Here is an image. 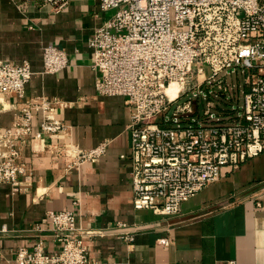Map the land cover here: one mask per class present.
Segmentation results:
<instances>
[{
	"label": "built area",
	"instance_id": "1",
	"mask_svg": "<svg viewBox=\"0 0 264 264\" xmlns=\"http://www.w3.org/2000/svg\"><path fill=\"white\" fill-rule=\"evenodd\" d=\"M44 2L58 14L72 0ZM100 7L112 16L88 43L99 73L97 92L123 97L130 108L133 207L178 215L185 202L221 178L225 167L264 153V0H100ZM68 65L63 49L44 48L43 74H56ZM206 69L210 76L199 81ZM229 69H239L244 77L241 105L230 108L226 123L224 113L215 112L210 103L203 118H197L196 99L205 100L213 91L226 93L224 72ZM33 74L28 61H0V95L23 99ZM173 83L183 86L174 99L167 94ZM56 104L43 97L25 102L11 126L0 128V185L20 190L19 177L29 171L20 162L24 146L70 134L56 118ZM35 112L41 114L36 132ZM107 146L103 142L85 150L71 144L58 153L67 158L69 170H79L83 164L97 163ZM47 218L50 228L38 225L37 230L49 233L59 250L47 253L42 236L31 250L20 247L7 264H100L84 245V237L92 232L78 227L73 209L49 212ZM120 237L134 241L132 234ZM162 243L169 245L167 240Z\"/></svg>",
	"mask_w": 264,
	"mask_h": 264
},
{
	"label": "crops",
	"instance_id": "2",
	"mask_svg": "<svg viewBox=\"0 0 264 264\" xmlns=\"http://www.w3.org/2000/svg\"><path fill=\"white\" fill-rule=\"evenodd\" d=\"M112 16L100 0H72L54 14L44 0L15 3L0 0V61H28L33 76L25 96L0 95V128L11 126L25 102L56 100V118L70 128L67 136L32 141L22 148L20 162L28 173L20 190L0 185V264L30 250L40 238L45 251L59 246L49 233V212L73 209L89 256L100 264H264V153L237 167H225L221 178L182 205L175 216L133 207L130 176V108L125 98L97 92L89 39ZM63 49L67 68L43 74L44 48ZM41 114H33V131ZM106 142L97 163L69 170L58 148L71 144L91 149ZM126 156L127 158H122ZM118 223L126 224L119 228ZM132 234L129 242L120 234ZM163 240L169 241L166 246Z\"/></svg>",
	"mask_w": 264,
	"mask_h": 264
},
{
	"label": "rangeland",
	"instance_id": "3",
	"mask_svg": "<svg viewBox=\"0 0 264 264\" xmlns=\"http://www.w3.org/2000/svg\"><path fill=\"white\" fill-rule=\"evenodd\" d=\"M224 75H226L227 85H228V91L226 93L220 92V91H213L211 95H208V97L204 100V98L201 96L197 98L194 103V105H197V108H193L195 116L197 118H203V111L205 108V105L210 103L214 109L215 112H221L224 113L222 117H224V123L228 122L230 119V108L232 107H239L242 103L243 98V91H244V77L241 75V71L239 69L232 72V69H229L224 72ZM210 76V71L206 69V75L199 76V81L206 80L207 77ZM197 82V81H196ZM195 83V79L191 81V86H193ZM207 93V91H205ZM208 94V93H207ZM192 96V95H190Z\"/></svg>",
	"mask_w": 264,
	"mask_h": 264
},
{
	"label": "bare ground",
	"instance_id": "4",
	"mask_svg": "<svg viewBox=\"0 0 264 264\" xmlns=\"http://www.w3.org/2000/svg\"><path fill=\"white\" fill-rule=\"evenodd\" d=\"M183 90V86L181 84L173 83L167 89V94L170 98L174 99L178 96V94Z\"/></svg>",
	"mask_w": 264,
	"mask_h": 264
}]
</instances>
